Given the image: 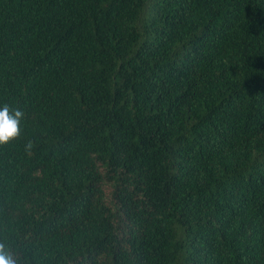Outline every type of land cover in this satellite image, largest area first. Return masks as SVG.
Returning a JSON list of instances; mask_svg holds the SVG:
<instances>
[{
	"label": "trees",
	"instance_id": "obj_1",
	"mask_svg": "<svg viewBox=\"0 0 264 264\" xmlns=\"http://www.w3.org/2000/svg\"><path fill=\"white\" fill-rule=\"evenodd\" d=\"M5 104L17 264H264V0H0Z\"/></svg>",
	"mask_w": 264,
	"mask_h": 264
},
{
	"label": "clouds",
	"instance_id": "obj_2",
	"mask_svg": "<svg viewBox=\"0 0 264 264\" xmlns=\"http://www.w3.org/2000/svg\"><path fill=\"white\" fill-rule=\"evenodd\" d=\"M23 117V111L10 109L7 104L0 108V145H5L21 135L20 122ZM31 148L32 142L29 141L26 150ZM0 264H17L16 259L2 242H0Z\"/></svg>",
	"mask_w": 264,
	"mask_h": 264
}]
</instances>
